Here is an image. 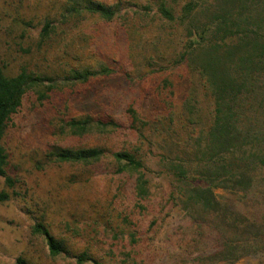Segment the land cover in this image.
Returning <instances> with one entry per match:
<instances>
[{"label": "rangeland", "instance_id": "374dc122", "mask_svg": "<svg viewBox=\"0 0 264 264\" xmlns=\"http://www.w3.org/2000/svg\"><path fill=\"white\" fill-rule=\"evenodd\" d=\"M93 1L122 11L112 22L87 13L62 22L68 0H0L3 72L15 76L26 69L58 77L55 89L26 94L8 125L4 145L18 196L0 204V264H79L82 254L90 259L83 264H211L223 249L222 236L208 219L193 220L184 212L177 184L160 163L162 155L175 156L182 148L163 137V118L181 116L187 97L200 103L204 121L213 109L199 78L185 65H172L183 45L182 29L157 15L162 3L178 9L188 0ZM47 21L56 22L54 31L42 40ZM102 65L113 74L85 84L64 80L69 68ZM87 115L111 118L117 128L80 138L64 133L65 123ZM177 122L176 138L189 139L191 129ZM55 147L102 148L106 154L91 165L65 164L48 158ZM123 151L144 161L150 193L144 200L136 195L139 175L118 171L113 156ZM259 181L260 193L232 199L245 216L262 223L264 179ZM39 222L68 254L50 255L45 239L32 232ZM245 255L238 264H264V239Z\"/></svg>", "mask_w": 264, "mask_h": 264}, {"label": "trees", "instance_id": "16d2710c", "mask_svg": "<svg viewBox=\"0 0 264 264\" xmlns=\"http://www.w3.org/2000/svg\"><path fill=\"white\" fill-rule=\"evenodd\" d=\"M121 11L120 5L68 0L60 16L62 22H68L87 13L112 22ZM157 15L162 23L182 29L183 45L175 54L173 67L185 65L213 100L206 121L200 114V103L188 97L181 116L170 114L169 118H163V123L168 124L163 137L172 140V146L182 148L175 156L162 155L160 163H165L168 175L177 184V200L184 212L193 220L196 215L208 219L222 236L223 249L210 258L214 260L211 264H238L248 251L257 247L258 240L264 239V222L245 216L237 209L236 199H232L240 196L242 200L248 194L260 193L259 179H264V175L260 176L264 171V0H188L178 9L162 3ZM55 23H45L42 40L51 38ZM111 74L113 70L105 65L98 69L72 67L64 80L85 84ZM57 81L58 77L30 73L26 69L9 76L0 68V178L7 188L0 190V204L18 196L14 190L18 182L9 173V154L4 145L9 122L21 108L26 94L45 87L51 91ZM40 95L47 96L42 90ZM129 112L133 121H137L135 112ZM175 119L182 128L191 129L189 139L176 138ZM108 120L87 115L72 118L62 129L79 138L104 134L117 128L111 118ZM105 154L102 148L55 147L47 156L52 162L91 165ZM113 157L120 173L139 175L135 187L137 198H147L149 182L142 175L145 169L142 158L126 151ZM32 232L45 239L52 257L68 254L66 246L43 223H36ZM77 260L83 264L90 259L82 254Z\"/></svg>", "mask_w": 264, "mask_h": 264}]
</instances>
